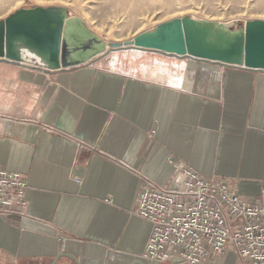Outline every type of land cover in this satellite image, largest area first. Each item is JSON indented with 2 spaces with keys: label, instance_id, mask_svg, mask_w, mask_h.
<instances>
[{
  "label": "crops",
  "instance_id": "1",
  "mask_svg": "<svg viewBox=\"0 0 264 264\" xmlns=\"http://www.w3.org/2000/svg\"><path fill=\"white\" fill-rule=\"evenodd\" d=\"M170 159L255 198L264 71L132 48L58 70L0 58V165L29 184L25 212L0 214V264L142 259L136 200L145 179L173 184Z\"/></svg>",
  "mask_w": 264,
  "mask_h": 264
},
{
  "label": "built area",
  "instance_id": "2",
  "mask_svg": "<svg viewBox=\"0 0 264 264\" xmlns=\"http://www.w3.org/2000/svg\"><path fill=\"white\" fill-rule=\"evenodd\" d=\"M169 162L176 173L173 184L145 179L136 200L137 215L151 224L141 258L218 264L233 255L243 264H264V185L255 198H247L221 178ZM28 186L24 174L0 165V214L16 206L24 213Z\"/></svg>",
  "mask_w": 264,
  "mask_h": 264
},
{
  "label": "water",
  "instance_id": "3",
  "mask_svg": "<svg viewBox=\"0 0 264 264\" xmlns=\"http://www.w3.org/2000/svg\"><path fill=\"white\" fill-rule=\"evenodd\" d=\"M155 50L225 66L264 71V20L232 23L186 16L126 42H108L64 6L21 8L0 21V58L46 70L79 67L117 49ZM131 264L146 263L136 259ZM164 264H182L172 258Z\"/></svg>",
  "mask_w": 264,
  "mask_h": 264
},
{
  "label": "rangeland",
  "instance_id": "4",
  "mask_svg": "<svg viewBox=\"0 0 264 264\" xmlns=\"http://www.w3.org/2000/svg\"><path fill=\"white\" fill-rule=\"evenodd\" d=\"M35 6H64L70 16L82 17L108 42L132 40L163 23L186 16L232 23L236 27L250 20H264V0H0V21L21 8ZM234 264L243 262L237 260Z\"/></svg>",
  "mask_w": 264,
  "mask_h": 264
},
{
  "label": "bare ground",
  "instance_id": "5",
  "mask_svg": "<svg viewBox=\"0 0 264 264\" xmlns=\"http://www.w3.org/2000/svg\"><path fill=\"white\" fill-rule=\"evenodd\" d=\"M129 48H132V47H129ZM129 48H123V49H129ZM132 49H137V48H132ZM117 50H119V49H117ZM117 50H114V51H117ZM137 50H140V49H137ZM143 51H145V50H143Z\"/></svg>",
  "mask_w": 264,
  "mask_h": 264
}]
</instances>
